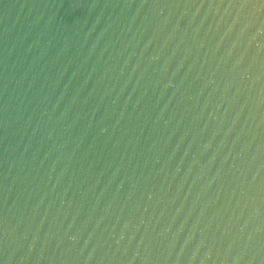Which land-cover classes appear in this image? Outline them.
Here are the masks:
<instances>
[{
    "label": "water",
    "instance_id": "95a60500",
    "mask_svg": "<svg viewBox=\"0 0 264 264\" xmlns=\"http://www.w3.org/2000/svg\"><path fill=\"white\" fill-rule=\"evenodd\" d=\"M0 264H264V0H0Z\"/></svg>",
    "mask_w": 264,
    "mask_h": 264
}]
</instances>
